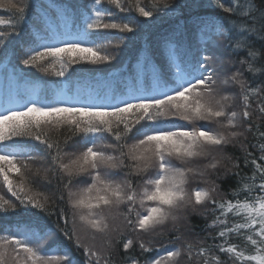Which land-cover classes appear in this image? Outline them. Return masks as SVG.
<instances>
[{"label": "snow or ice", "instance_id": "6c2138e0", "mask_svg": "<svg viewBox=\"0 0 264 264\" xmlns=\"http://www.w3.org/2000/svg\"><path fill=\"white\" fill-rule=\"evenodd\" d=\"M212 2L240 19L225 29L195 16L198 0L187 18L175 0H0V78L19 101L0 108V264H114L118 244L122 264H264V82L221 71L215 52L235 41L240 67L264 75L248 39H264V10ZM133 13L172 20L158 37L164 66L144 36L131 72L127 61L103 72L145 29ZM33 69L63 78L51 96ZM190 215L206 220L203 236Z\"/></svg>", "mask_w": 264, "mask_h": 264}, {"label": "trees", "instance_id": "16d2710c", "mask_svg": "<svg viewBox=\"0 0 264 264\" xmlns=\"http://www.w3.org/2000/svg\"><path fill=\"white\" fill-rule=\"evenodd\" d=\"M57 3H75L76 0H56ZM226 6H229L232 3V0H223ZM175 3L181 7V12L184 15L185 18L188 16V8L184 5L192 3V0H175ZM255 4L257 6V9L264 10V0H255ZM193 15L199 16V17H206L210 18L218 23H220L225 29H229V21L230 20H239V16H234L231 13H226L222 11L219 7L214 6L212 0H198L197 7L193 9ZM0 15H4L5 18H7V14L3 12V10H0ZM29 15H32V11L29 10ZM133 15H136L138 17V14L133 13ZM138 19L145 24V29L139 33V35L136 38H131L127 41V46H122L121 51L119 53L118 59L113 62L110 67H103V72H108L110 69L120 68L121 65H123L127 61V69L129 72L133 70V65L136 63L139 54L143 47V37L147 36V43L151 45V50L153 55L155 56V60L158 66L163 67L164 66V58L163 53L160 48V42L158 40V37L161 35V33L164 32L165 29L169 27V25L172 23V20H170L169 17H167L164 14H157L156 19L152 18H142L138 17ZM229 35H233V33L230 31ZM193 39H195V36H193ZM248 39L251 41L252 46L255 50L264 51V39L259 38L255 34H250L248 36ZM228 41L225 39L223 42L219 44L218 47L215 48L216 55L218 57L216 61V65L218 68H220L221 71L225 73H232L233 71H236L238 68H240L241 71H243L245 77L247 80L251 83L252 86H257L261 82H264V75L262 74H251L249 73L247 69V65H244L243 68L240 67L239 61L242 58L247 57V49H236L235 48V41H233V47L227 46ZM18 50V46L17 49ZM232 60L236 61V64L230 66L227 61ZM224 63H221V62ZM261 64H264V61H261ZM21 67H23L21 65ZM77 66H73L75 68ZM257 67H260V64H257ZM2 71V69H0ZM74 80L76 77V73L73 74ZM63 78H57L55 76H44L35 69L31 71V73L28 75V80L31 82L32 85L38 86L42 90V94L51 96L52 90L56 87L58 81H62ZM21 92H24V82L19 81ZM15 85L12 86L11 90H14V94L10 95V89L6 82L0 78V103L2 105H5L9 99L12 97L14 100L18 99L15 95ZM238 87H231L229 88L228 94H233L238 92ZM253 123H258L259 118L258 114L253 117ZM247 141L249 144L253 142L252 134L249 133L247 137ZM80 148H68L67 151L69 153L79 151ZM226 151L234 156L241 157L240 163L241 166H243V159H242V152L238 147H229L226 149ZM250 152H254V149L249 148ZM258 154V153H257ZM234 161H225L223 167H230L231 164ZM38 166V165H37ZM37 166H34L37 167ZM234 170V169H233ZM221 171H223V168H221ZM245 171H248V169H245ZM90 182L88 177H84L82 184H86ZM218 183L221 184L222 189L227 192L230 189L236 187V178L234 176H228L226 179L222 181H218ZM39 190L42 192H47L48 194H51L52 189L50 187H39ZM201 211H204L201 209ZM212 219L211 214H209L207 220L210 222ZM190 222L191 225L195 226V230L201 234V236L204 235V232L202 231L206 220L198 215H190ZM167 231V229H165ZM128 235L132 236L134 239H147L148 237L142 236V234L138 233H128ZM168 238V237H165ZM61 241L64 243H67L66 238L63 236L60 237ZM101 237L96 238V245L97 247L101 246ZM163 242V241H161ZM237 242V241H233ZM69 247H72V255L76 259H82L81 252H78L75 250V247L72 245H69ZM139 252L138 244L133 249V254H136ZM125 254V250L122 248V244L116 245V247L113 249V255L112 259L114 264H122V256ZM181 264H183V261H181Z\"/></svg>", "mask_w": 264, "mask_h": 264}, {"label": "rangeland", "instance_id": "374dc122", "mask_svg": "<svg viewBox=\"0 0 264 264\" xmlns=\"http://www.w3.org/2000/svg\"><path fill=\"white\" fill-rule=\"evenodd\" d=\"M14 94V90H10V95H13ZM19 101L17 100H14L12 97L9 99V101L5 104V105H2L0 103V108L4 107V106H7V105H10V104H18Z\"/></svg>", "mask_w": 264, "mask_h": 264}]
</instances>
